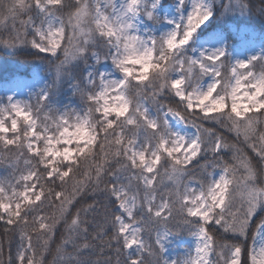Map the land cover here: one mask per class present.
I'll return each mask as SVG.
<instances>
[{"label": "snow or ice", "instance_id": "1", "mask_svg": "<svg viewBox=\"0 0 264 264\" xmlns=\"http://www.w3.org/2000/svg\"><path fill=\"white\" fill-rule=\"evenodd\" d=\"M0 51V264H264V0H0Z\"/></svg>", "mask_w": 264, "mask_h": 264}, {"label": "trees", "instance_id": "2", "mask_svg": "<svg viewBox=\"0 0 264 264\" xmlns=\"http://www.w3.org/2000/svg\"><path fill=\"white\" fill-rule=\"evenodd\" d=\"M260 31L258 24H254ZM22 57L0 51V81H3L9 76H13L15 73L28 74L30 69L20 66L18 63ZM2 171V169H0ZM60 240V232H57L56 237L51 244V252L46 257V264H51L55 255V249ZM15 252V245H13V253Z\"/></svg>", "mask_w": 264, "mask_h": 264}, {"label": "rangeland", "instance_id": "3", "mask_svg": "<svg viewBox=\"0 0 264 264\" xmlns=\"http://www.w3.org/2000/svg\"><path fill=\"white\" fill-rule=\"evenodd\" d=\"M250 27H251L252 30H254L256 32L257 35H259V30L257 29V27H255L254 25H251ZM30 72H31V69H30ZM30 72L28 74H30ZM14 75H26V74L15 73ZM13 76H9L6 79H4L3 81H0V84H3L5 81H7L8 79H10ZM188 243H190V241L186 238L185 242L183 244H181L179 248L174 249V250H170V254L171 255H176V253L178 251H180L182 248L186 247Z\"/></svg>", "mask_w": 264, "mask_h": 264}]
</instances>
